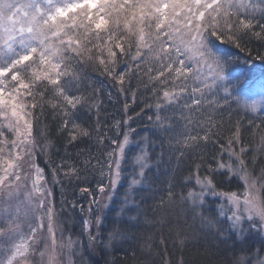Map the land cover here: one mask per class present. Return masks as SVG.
<instances>
[{
	"label": "snow or ice",
	"instance_id": "snow-or-ice-1",
	"mask_svg": "<svg viewBox=\"0 0 264 264\" xmlns=\"http://www.w3.org/2000/svg\"><path fill=\"white\" fill-rule=\"evenodd\" d=\"M253 40L254 59L264 61V0H0V264H76L80 250L111 249L116 241L126 242L139 224L140 208L132 193L149 168L146 141L135 145L139 151L124 201L110 220L107 216L132 147L131 117L115 121L117 136L122 125L127 130L122 139H113L108 160H97L101 176L108 177L98 188L107 195L97 198L81 189L92 201L76 239L65 236L52 190L36 163L49 147L35 133L38 116L47 108L61 117L60 131H67L69 143L91 136L76 122L82 109L97 107L87 68L114 81L121 93L131 75L139 76L151 93L153 102L147 106L154 107V127L168 135L169 151L178 161L198 153L180 191L170 183L159 200V208L176 217L174 224L167 223L181 248L188 239H198L199 231L225 246L230 255L224 264H264V120L254 126L259 130L254 148L242 140L241 119L231 122L235 115L253 124L252 114L264 111L260 101L239 96L251 97L257 89L264 95V74L256 78L245 70L234 78L246 77L243 85L234 84L226 75L229 54L222 47L231 43L252 55L248 45ZM124 108L127 114L128 104ZM225 114L228 136L220 144ZM210 143L219 144L220 151L208 159ZM83 165L85 170L97 166L91 157ZM57 168L62 165L53 169L54 177ZM65 175L78 178L79 169L72 166ZM217 176L229 184L237 181L238 190H218ZM216 199L219 218L205 216V206ZM93 206L103 213L94 224ZM189 216L193 225L200 223L199 230H185L180 220L187 224ZM159 222L164 224V217ZM160 243L166 248L165 239ZM151 250L149 237L140 243V252ZM132 259L141 264L135 250ZM161 259L170 264L167 252ZM178 264L187 261L181 256Z\"/></svg>",
	"mask_w": 264,
	"mask_h": 264
},
{
	"label": "trees",
	"instance_id": "trees-1",
	"mask_svg": "<svg viewBox=\"0 0 264 264\" xmlns=\"http://www.w3.org/2000/svg\"><path fill=\"white\" fill-rule=\"evenodd\" d=\"M229 54L228 64L226 67V75L233 80L234 84L243 85L246 77H241L237 82L235 77L240 76L242 71L247 70L248 66L261 71L264 74V61L254 59L257 52V42L253 40L248 47L251 49L252 55L247 50L242 51L231 43L222 46ZM264 53V49H260ZM124 67V65H121ZM87 75L94 84L89 92L94 95L97 107H93L90 111L82 109L76 118V122L91 131L90 137H81L73 143H69L67 131H60L61 117L54 116L51 108H47L43 115L38 116L36 121L35 133L38 139L43 143L49 144L47 154L40 153L37 157V164L44 170L47 184L52 190V202L55 206L58 218L62 221L65 228V236L72 235L76 239V234L81 232V224L89 215V207L92 201V195L88 192H82V188H88L97 198L102 194L99 191L98 183H108L107 175L101 176L100 166L97 160L104 162L108 160L106 155L115 148L112 143L113 139H122L123 131L127 130V126H121V134L117 136L114 123L117 120H124L131 117L129 125L135 131L130 135L131 152L133 155L138 153L139 149L135 145H143L145 141L148 144L149 152V168L145 170L146 179L143 184L138 185L132 196L135 197L136 203L140 208L139 224L129 234L126 242L116 241L111 249H105L103 246L97 248L94 252L80 250L76 255L77 262H85L86 264H133L132 252L135 250L137 256L141 257V264H163L161 256L167 252V259L170 264H178L183 256L187 264H224L229 258V252L224 245H221L211 235L204 236L197 231L198 239H188L186 246L181 248L180 242L175 238V232L170 230L167 223L176 221L175 216L166 215L165 210L159 208V200L161 196H166L169 184L177 185L176 191L179 192V184L183 183L184 177L188 175L190 161L198 156V153L177 160V154L169 151L168 135L161 133L154 127L155 110L147 105L152 103L150 91L144 87L141 78L137 75H131L130 80H126L125 92L121 93L117 89L119 85H115L114 81H110L106 76L92 68L86 69ZM252 74L253 72L250 71ZM146 82V81H145ZM227 83V81L225 82ZM98 90V91H97ZM133 93L135 100L133 101ZM249 94L241 92L239 96H248ZM125 104H128L127 114H125ZM152 117V120L149 117ZM254 117L253 124L249 123L246 117H231L232 124H235L239 118L242 121L245 131H243L242 140L245 145L255 147L254 141L258 140L255 125H259L264 120V114L261 112L252 114ZM228 120L227 114L224 116L225 127L223 135L219 137V143H226L228 136ZM107 133V135H105ZM103 137V143H101ZM220 151L219 144H209L205 150L208 159ZM132 155V156H133ZM132 156L128 154V157ZM91 157L92 164L96 167H89L85 170L83 161ZM227 159V153L224 154ZM130 169H124L122 172V180L116 188L111 201V211L107 212L110 220L115 211L124 201L126 190L133 175L130 161ZM127 164V165H129ZM57 165H62L56 169V175H53V169ZM72 166L79 169V175L69 176L65 172ZM106 171V167H105ZM207 173L205 167L202 174ZM58 181V182H57ZM216 183L218 190L236 191L237 181L231 184L227 182L225 176H217ZM186 191V189H185ZM132 196L129 198L131 199ZM81 207L84 212L81 213ZM207 211L205 216H213L218 218V213L214 209V202L205 206ZM156 209L153 211L152 209ZM171 212V210H167ZM92 221L95 222L96 215L103 213L96 207H92ZM135 214V213H133ZM145 217L151 218L146 221ZM164 217L165 223L161 224L159 218ZM180 223L184 225L185 230H199L200 223L197 221L194 225L191 216L187 218V224L181 218ZM95 230V229H93ZM107 233H104L106 235ZM151 238V252H140V243ZM161 238L167 241V246L160 243ZM84 243L87 241L85 239Z\"/></svg>",
	"mask_w": 264,
	"mask_h": 264
},
{
	"label": "rangeland",
	"instance_id": "rangeland-1",
	"mask_svg": "<svg viewBox=\"0 0 264 264\" xmlns=\"http://www.w3.org/2000/svg\"><path fill=\"white\" fill-rule=\"evenodd\" d=\"M247 70H250V71H252L253 72V74H254V76L256 77V78H260L261 77V71H259V70H256L255 68H253V67H251V66H248L247 67ZM229 77V76H228ZM230 78V77H229ZM257 93L258 94H256V95H253V96H251V97H249V95L248 96H244L242 99H244V100H247L248 102H251V99H255V100H258V101H260V107L261 108H264V95H262V94H259V89H257ZM257 112H261L262 114H264V111H261V110H258ZM256 112V113H257ZM128 154H130L131 156L133 155L132 154V152H131V149L129 150V152H128ZM134 156V155H133ZM133 156H132V158L131 157H127V160L125 161V162H123L122 163V168H123V171H124V169L126 168V169H130V164L128 163V161H130V163H131V166H132V171H133V164H132V159H133ZM36 163H37V160H36ZM127 164H129V165H127ZM122 171V172H123ZM121 176H122V174H121ZM132 177H133V175H132ZM132 177L130 178V180L132 179ZM121 180H122V178H121ZM120 183H121V181H120ZM49 187V186H48ZM115 191H116V189H115ZM115 191H114V193H115ZM114 193H113V195H114ZM209 199V201H212L213 200V198L212 197H209L208 198ZM123 201H121L120 203H122ZM208 205V204H207ZM206 205V206H207ZM218 205H219V200L218 199H216L215 200V202H214V209H215V211L218 213ZM218 218H219V213H218ZM226 223V222H225ZM257 247H258V245H257ZM75 261H76V264H86L85 262H77V260H76V257H75Z\"/></svg>",
	"mask_w": 264,
	"mask_h": 264
}]
</instances>
